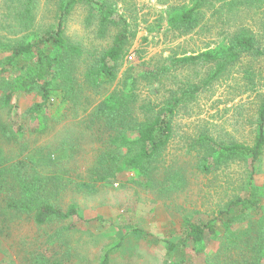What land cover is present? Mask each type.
<instances>
[{"label": "rangeland", "instance_id": "obj_1", "mask_svg": "<svg viewBox=\"0 0 264 264\" xmlns=\"http://www.w3.org/2000/svg\"><path fill=\"white\" fill-rule=\"evenodd\" d=\"M33 1L34 22L28 23L27 0H0L2 41L30 40L34 32L55 24L56 3ZM110 1L129 23V53L122 60L117 81L95 88L85 84L87 64L79 63L77 77L84 92L73 104L60 102L57 110L65 119L59 121L50 111L35 118L32 107L41 102L37 93L15 96L6 106L5 93L14 83L11 75L0 78V264H101L107 252L110 264H168L167 242L179 244L184 220L207 221L231 199L245 196L248 165L234 162L206 175L200 169L204 155L195 142L207 133L218 142L255 143L264 104V57L244 55L226 75L203 87L179 109L173 121L174 137L152 186L133 170L122 172L112 182H90L89 170L102 142L97 133L84 128L87 117L83 111L89 104L92 111L106 95L124 85L125 77L141 73L145 76L138 77L139 104L159 105L191 84L201 85L210 66L174 67L172 58L213 49L241 28L250 30L264 50L262 10L241 1L230 6L212 0L204 9L200 27L182 35L168 27L165 11L192 0ZM98 31L96 18L90 17L85 6L77 7L66 21L67 40L83 49L89 64L111 46L117 29L112 28L103 39ZM67 139L69 144L64 143ZM22 162L26 164L20 165ZM24 185H32V189L43 186L36 192L41 201L65 210L77 205L80 219L36 224L35 205L20 208L29 201ZM255 185L264 200V153L257 164ZM219 230L223 235L220 223ZM208 244L207 255L198 258L178 247L172 260L211 262L224 245L218 240Z\"/></svg>", "mask_w": 264, "mask_h": 264}, {"label": "trees", "instance_id": "obj_2", "mask_svg": "<svg viewBox=\"0 0 264 264\" xmlns=\"http://www.w3.org/2000/svg\"><path fill=\"white\" fill-rule=\"evenodd\" d=\"M52 1L57 6L53 26L39 33L34 32L30 40L17 41L15 44L2 41L0 37V78L11 75L14 83L13 89L9 88L5 93L6 106L11 104L15 96L37 93L41 102L32 107L31 112L35 118L50 111L54 116L58 115L60 121L66 118L57 110L60 102L66 106L73 104L84 92L77 77L79 63L87 64L84 82L88 87L115 83L122 60L129 53L131 30L127 20L110 0ZM214 1L228 3L230 6L241 1L262 10L264 15V0ZM33 3V0H27L26 3L25 14L30 19L28 23L34 22L31 8ZM210 4H213L212 0H192L189 5H172L166 9L164 20L172 30L182 35L190 34L200 27L205 17L204 9ZM79 6L88 7L90 17L96 18L100 38L107 37L112 28L117 29L111 46L90 64L84 58L83 49L70 43L65 36L66 21ZM244 55L264 57V50L260 49L256 36L250 30L241 28L213 49L197 55L172 58L174 67L200 64L210 66L209 76L201 85L191 84L180 95L173 93L159 105L151 102L139 104L138 77L145 76L141 73L138 77H125L124 85L106 95L90 112L92 105L89 104L83 111L87 117L83 126L88 132L97 133L98 140L102 142L94 166L89 170L90 182H112L122 172L133 170L146 179L147 186H152L163 155L174 137L173 121L179 109L193 100L203 87L226 75ZM157 76L155 74L153 77ZM258 119V132L252 146L218 142L207 133H202L195 142L204 155L200 161V169L206 175L234 162L248 165L249 174L243 184L245 196L231 199L218 211L217 216L207 221L191 218L184 220L179 244L167 242V256L170 259L168 264H195L185 258L179 262L173 261L171 254L180 247L184 253L188 250L199 258L201 254L207 255V246L212 240L221 241L224 248L218 251L219 255L215 260H206L204 264H264V200L255 185L257 164L264 153V104L259 110ZM131 135L135 137L132 138ZM64 143L69 144V140ZM24 164L26 163L22 162L20 165ZM39 177L36 174L35 179ZM176 177L185 183L181 175ZM25 180L28 182L26 178ZM42 187L38 185L36 188L34 185L32 189V185H24V193L29 201L20 206L23 209L31 203L35 205L36 224L80 219L77 205H71L65 210L48 201H41L36 192ZM219 223L224 230L223 235H220ZM109 256L110 252H107L101 264H110Z\"/></svg>", "mask_w": 264, "mask_h": 264}]
</instances>
